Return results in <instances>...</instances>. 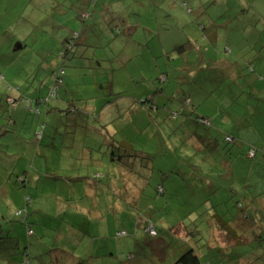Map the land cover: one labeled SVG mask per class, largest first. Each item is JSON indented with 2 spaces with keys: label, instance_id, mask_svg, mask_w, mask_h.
<instances>
[{
  "label": "rangeland",
  "instance_id": "rangeland-1",
  "mask_svg": "<svg viewBox=\"0 0 264 264\" xmlns=\"http://www.w3.org/2000/svg\"><path fill=\"white\" fill-rule=\"evenodd\" d=\"M95 4L0 0V134L8 131L0 135V211L24 220L26 230L30 226L33 231L26 238L33 248L36 242L52 245L54 231L60 230L74 241L92 242V264H175L188 249L200 255L201 264H264V0ZM83 13L86 20L79 17ZM122 21L129 35H123ZM75 33L80 38L64 60L60 53ZM177 45L187 53V63L176 54ZM199 47L200 58L233 64V70L219 66L230 91L222 83L219 89L206 86V92L213 91L210 100H218L224 114L234 118L223 125L217 116L209 117L206 143L183 138L181 144L176 134L168 136L169 127L190 110L167 97L182 94L178 83L187 79L181 65L190 66L191 76L203 73L198 71ZM60 69L63 84L53 99L50 87ZM204 73L208 84L213 76L210 70ZM161 74L167 78L164 84L158 81ZM190 83V94L196 97L194 91L204 83L199 78ZM183 85L187 90L189 84ZM7 96L18 104L8 105ZM148 96L154 106L176 108L178 119L165 121L164 113L144 107L141 102ZM40 99L49 101L38 105ZM223 133L235 140L214 150L213 138L222 141ZM168 139L169 155L158 147ZM120 140L134 141L136 150L155 155L150 178L134 172H144L143 166L134 171L120 166L122 176L116 165L91 172L82 165L88 146L93 157L101 158L98 147ZM249 148L258 151L253 159L246 157ZM229 154L233 168L228 163L225 169ZM176 158L182 160L177 166ZM78 169L83 182L93 171L112 170L104 182L110 180L111 191L121 192L71 197L69 186L79 182L71 180L72 173ZM163 170L171 172L161 181L158 171ZM158 185L164 196L156 193ZM55 236L69 254L80 252L69 237Z\"/></svg>",
  "mask_w": 264,
  "mask_h": 264
},
{
  "label": "trees",
  "instance_id": "trees-1",
  "mask_svg": "<svg viewBox=\"0 0 264 264\" xmlns=\"http://www.w3.org/2000/svg\"><path fill=\"white\" fill-rule=\"evenodd\" d=\"M92 1L94 2V6H96L95 0H92ZM72 4H74V3H72ZM95 8H97V7H95ZM80 18L83 19V20H86L87 16L84 15V13H83V16L80 15ZM201 31H203L202 28H201ZM208 35H209L210 42L211 43L214 42L215 38H213L211 33L208 34ZM123 37H125V36H123ZM79 38H80V35L77 33L75 36H73V38L67 39L65 41L64 50L60 53V58H62L64 60L70 59L71 52L76 47V43L77 42L75 40H78ZM202 43L203 42H201V44ZM189 45H190V43H189ZM191 45H192V43H191ZM176 49H177L176 51L179 52L180 55L184 51L183 47H180V46H178ZM201 51H202V49L199 47V50H197L196 52H201ZM229 51H230V49H229ZM200 56H201V53H200ZM200 56H199V59L201 61H198V64L200 65V67H199L200 69H198V71H202L204 73L206 70H210L211 71L210 74L213 76V78H209V79H211V81L210 82L208 81V86H213L214 88L218 87V89H219L220 88L219 85L224 83V80H225V78L222 79V77H221L219 66L222 68V70H223V68L225 70H233V64L229 63L228 61H224V62L221 61V62H218V63L214 64L215 60H213L212 58L208 57L207 63H212L213 65L209 64V67L206 68L205 63H204V58H200ZM208 60L210 62H208ZM253 73H255V70L252 71V74ZM195 74L196 73H194V75ZM64 75L65 74H64V70L63 69H60L59 72L54 75V81H53L54 85L52 87H50V92L55 87L58 88V86L63 84ZM196 75H201V74H196ZM229 76L226 77V79H228V78L231 79V77H229ZM166 80H167L166 75L161 74L158 81L160 82V84H164L166 82ZM59 81H60V83H59ZM178 85L182 88V84L181 83H178ZM236 85L238 86V83ZM225 87L228 90H230L232 88L231 85L229 87V85H226V84H225ZM9 89H8V91H9ZM108 90L109 91L112 90V82L111 81L109 82ZM183 91L184 90L182 89L181 90L182 94L181 95H177V96L175 95V92H173L170 97L169 96L167 97V100H169V102H171L172 100L175 99V100H177L176 101L177 103H179V104L183 103L182 104L183 107H186L189 110L190 109L191 110H190L189 114H185L184 115V117L181 119V121H179V123L177 125L169 127L171 133L168 134V136H171V134H176V137L179 139V142L181 144L183 142V140H182L183 138H185V139L186 138H190L191 139V143L201 142V140H203L205 138H207V140H208L209 139V133H210L209 129L212 128V120H213L212 115L208 112L209 109L207 110V108H203V106L200 105V102L197 103V105H193L192 103H190V100L187 98L188 95L185 96L186 94H188L189 91L188 92H185V91L183 92ZM158 92L161 93V94H165L163 88L158 89ZM209 92L211 94L213 93V91H209ZM225 94H228V93H224V95ZM182 95H183V97L179 99L178 96H182ZM57 96L55 98H57ZM20 101H23V98H21ZM47 101H49V99L46 100V101L40 99L39 101H37V104L41 105L40 103L44 104L43 102L47 103ZM153 101H154L153 97H151V96L149 97L148 96V98H145L141 103L144 104V107H147L148 110L155 111V113H158V114H163L164 113L163 115H164V120L165 121L168 118H171V120L178 119L179 112L171 111L168 108H166V103L163 104V106H161V107L154 106ZM5 102L8 105H10L11 107H15L18 104L16 98L13 99L10 96L6 97V101ZM216 102L218 103V100H215L214 103L216 104ZM52 110L56 111L57 109H51V112H53ZM200 111H202L204 113H207V114H202V113H200ZM222 112H223V110H222ZM209 117H211L212 120ZM217 119L220 120L221 116L217 117ZM158 130L160 132L159 134H161V132H162L161 129L159 128ZM43 131H44V129H43ZM1 132H2L1 134H6L8 131L7 130H5V131L3 130ZM41 134H38V135H41ZM163 134H165V133L163 132ZM226 136L231 137L233 141L235 140L234 137H232V135H230L228 133H223L222 134V141L217 140L215 138H213V141H216L218 143L217 145H219V146L220 145L227 146V144L233 143V142H226L225 141ZM164 141H165V139H164ZM169 141H170V139L167 140V143H164V147H161V145L158 146L159 147V151L160 150L165 151V153L167 155H169V153H167V151L169 149L168 144H170ZM136 144H135L134 141H128V140H120V142L115 143V144L110 142V147H108L107 151H106L107 155L109 157V160L112 163H116L114 165H116L115 167H117L119 169V171H120L119 175L123 176L125 174V170L123 168H119V167L120 166L123 167V165L127 164L129 166H132V168H134L133 171L135 170V168H137V167L139 168L140 166H143L144 167V169H143L144 172L139 173V170H136L134 172L136 174H144L143 177L148 174V177L150 178L152 176V173L154 172V169H155L154 168V160H153L155 155H151V154H149L146 151L136 150L135 149ZM165 144H167V146ZM160 148H163V149H160ZM110 149H111V151L108 152ZM175 149L172 148V150H175ZM116 150H118V154L114 152ZM250 153H252V156L249 155ZM256 153H258V151L256 149L249 148L248 151H247V156L246 157L250 158V159H253V158H255ZM184 155L185 154H181V156H183V157H184ZM181 162H182V160H178L176 158V162H175L176 166L179 165ZM138 163H139V166H138ZM164 171H167V170H163V172L158 171V173L161 174V176H162L161 181H163L165 176L168 173L171 172V170H168L167 172H164ZM190 175L192 177L196 176V174H190ZM138 176H140V175H138ZM183 176H184V178L187 176V173L185 171L183 172ZM87 179H88V177H87ZM96 179H99V177L96 178ZM71 180H76V179L73 178ZM202 181H204V179ZM202 181H200V182H202ZM207 181H209L208 184L212 183V177L211 178H207ZM22 182H24V181H21V183ZM123 192H126V190L123 189ZM156 193L159 196H164L165 195V191H164V188H163L162 185H158L157 186ZM124 198L126 200L129 199V198H127L126 195L124 196ZM4 215H5V212L2 213L0 211V223L3 222L4 217H5ZM8 223L11 224L13 222L6 220V224H8ZM24 223H25V221L23 220V222L20 223V224L24 225ZM13 225L17 226V225H19V222H14ZM24 227H26V225ZM3 231H5V230L1 229V225H0V241L2 240L1 236H2ZM6 231H7V229H6ZM8 231H10V230H8ZM11 231H18V230L12 229ZM32 231L33 230H31L30 226H28L27 230H26V233H25L26 236L23 235L21 238L24 239L27 236H30L32 234ZM147 232L149 233L150 229L147 230ZM55 233L56 232H54V234ZM53 236H55V235H53ZM18 237H20L18 234L14 236V240L16 241V244L18 246V247H16L17 250H16L14 256L20 257V260H19L18 264H68L69 263L66 260L70 259V257H67V259H64V260H62V259L59 260L57 258V260H56V258L52 257L50 251H47V252H45L43 254H40V256L32 257L30 255V253L27 251L28 250V246L20 244L21 246H23V247H21L19 245L18 240H20V238L18 239ZM54 238L55 237H53V239ZM5 239L6 238L4 237L2 242H5ZM8 240L5 243L0 245V253L1 252L5 253L7 251V249H12L13 250L11 242L7 243ZM82 240L83 239H81V241ZM54 241H55V239H54ZM54 241H53L52 244H54ZM90 244H92V243H90V242H86V243L82 242L81 243V248H80V252L78 253V258L86 259V258L89 257L90 250H91ZM92 246H93V244H92ZM92 248H94V247H92ZM62 255H65V254L62 253ZM200 258H201L200 255L195 253L193 250L188 249L179 257V259L175 262V264H201Z\"/></svg>",
  "mask_w": 264,
  "mask_h": 264
},
{
  "label": "crops",
  "instance_id": "crops-1",
  "mask_svg": "<svg viewBox=\"0 0 264 264\" xmlns=\"http://www.w3.org/2000/svg\"><path fill=\"white\" fill-rule=\"evenodd\" d=\"M81 16H83V14H81ZM122 24H123V27H124L125 26V22L122 21ZM123 31H124L123 35H126V34L129 35L127 27H124ZM178 46L179 45H177V47ZM176 48H175V52H176V54H179V52L176 51L177 50ZM186 54L187 53L184 52V51L182 52L181 55L179 54L180 57H184V62L185 63H187V58H185ZM199 56H200V52H199ZM198 61H201V60L198 59ZM204 63H205L206 68L209 67V64H207V59H205V58H204ZM189 68H190V66H188V65H186V66L185 65H183V66L181 65L180 68H179V70L183 72V74L186 76V79H187V81H184V82L181 83L182 84L181 90L183 89L185 92L189 91L188 94H186L185 96L188 95L187 98L190 100V103H192L193 105H197V103L200 102V105L203 106V108L210 107L211 110H213L215 112L214 114H211L212 117L221 116L220 121L222 122V124L223 125L228 124L229 120L234 118V117L231 114H224V111L222 112L223 108L221 107V104H219L217 102L215 104L213 101L210 100V96H213V95L210 92H206V86H208V84H207V82L205 83V81L208 78H206L205 73H203L201 75H196V74L194 75L193 74L191 76L189 74V71H191L192 69L189 70ZM197 78H199L200 80L203 81V83H204V87L203 88L204 89L202 88L201 90L199 89V90L194 91L197 94L198 97L197 96L193 97L192 96L193 93L190 94V90H189V87H190V84H191L190 82L193 80V82L195 83ZM111 82H112V85H113V81L112 80H111ZM183 84H189L187 90L185 89ZM258 84L261 85L262 81L258 82ZM109 92H111V91H109ZM224 96H226V94ZM176 101L177 100H175V99L172 100V102L175 103V106L177 105ZM214 107H216L217 109H215ZM166 108L171 110V107H166ZM51 109H53V108H51ZM71 109H73V107H71ZM171 111L178 112L176 108H174ZM77 117L78 116H75V120L77 119ZM79 124H80L79 127H81V129H85L86 128V127L83 126L84 122H81V123L79 122ZM84 131H87V129L84 130ZM97 133H99V132H97ZM201 142H205L206 143L207 142V138L201 140ZM106 143L107 142H104V145H103L105 147H101V148L98 147V149H97L98 155L101 158L93 157L94 156L93 152H95V151L93 149H91L89 146L87 147L88 148V150L86 151L87 153H85V155L83 157V161H82L83 164L82 163L81 164L87 167L88 172H91V170H93L94 168H98V167L114 166V163H112L109 160V157H108L107 152H106L107 148L110 147V143H107V144ZM240 143H243V142L240 141ZM194 144H196V142H194ZM217 144L218 143L216 141H215V143H213L214 150H218L219 148H221V145L219 146ZM196 148H198L197 145H196ZM105 158L108 161H105L104 160ZM228 163L230 164V167L233 168V165H232L231 159H230V154H229V159H228L227 163L224 165V162H223V164H222L225 169L229 168V165H227ZM82 165H79V166L83 167ZM117 172L118 173L120 172L118 168H117ZM66 173H68V171H66ZM70 173H71V171H70ZM72 174L74 176V179H76V181L78 180L79 182L77 183L78 185H76V186H69L70 187L69 188V193H71V197H73V196L78 197V195L81 196V194L86 193L88 195V197L90 198L92 195L94 197H96L97 194H102V193L107 196L109 194H115L117 192H119V193L121 192L120 188L117 189V190L115 189L114 191L112 190L113 192L111 191L112 187L109 184L110 180H108L107 182H104V178L108 177L107 174H109V175L112 174V170L108 169L107 174H102L100 171H96V172L93 171L92 173L89 174L88 179L87 178L85 179V180H87L86 182L82 181L84 179H81V177H84V175L81 176V172L79 171V169L76 171V173H72ZM98 177H99V179H96ZM98 180H101L103 183L102 182L101 183L98 182ZM37 189H39V188H37ZM4 216H5L4 220H3L2 223H0V225H1V229H4L5 231H3V233H2V236H1L2 240L0 241V245L5 243L9 239L7 243L11 242L13 250L12 249H7V251L5 253L4 252L0 253V264H18V262L20 260V257L14 256L15 252L17 250L16 247H18L17 244H16V241L14 240V236L17 235V234L20 236V237H18V239L20 238V240H18L19 245L22 244V245L28 246V250L27 251L30 253V255L32 257H35V256L37 257V256H40V254H43V253H45L47 251H50L52 257L56 258V260H57V258L59 260H61V259L64 260V259H67V257L70 256V259L66 260L67 262H69L68 264H92V260L95 259V258H93L91 256V254L86 259L78 258V253H72L70 251V254H69L65 244L63 242H57L56 240L54 241V244H52V245H48L45 242H41V243L40 242H36L35 246L33 248L32 244L30 243L28 238L27 239L26 238H24V239L21 238L23 235L26 236L25 235L26 228L24 227V225L20 224V223L23 222V220H19V221L18 220H14L13 216L11 214H8V211H7V213H5ZM6 220L11 221L13 223L14 222H19V225L16 226V225H13V223L6 224ZM67 228H68V231H70L71 227L69 225H67ZM6 229H7V231H6ZM12 229H16L18 231H11ZM8 230H10V231H8ZM56 232L59 233L60 240H61L62 237H65V236L69 237L70 240L68 242L74 244L75 247L79 248V250H80L81 243L83 242V241H81V238L75 239V241H74L72 239L70 233H67V232L61 231V230L60 231H56ZM4 237L7 240L5 239V242H2ZM54 237L56 238V236H54ZM57 243H61V244L59 245ZM90 246L93 247L92 244H90ZM21 247H23V246H21ZM62 253H64L65 255H62Z\"/></svg>",
  "mask_w": 264,
  "mask_h": 264
},
{
  "label": "built area",
  "instance_id": "built-area-1",
  "mask_svg": "<svg viewBox=\"0 0 264 264\" xmlns=\"http://www.w3.org/2000/svg\"><path fill=\"white\" fill-rule=\"evenodd\" d=\"M59 83H60V81H59ZM57 92H58V88H57V87H55V88L51 91L50 94H52V98H53V99L57 96ZM37 137H38V136H37ZM225 141H226V142H232V138L229 137V136H226ZM249 155L252 156V153H250ZM150 231H151V233H152V228L150 229Z\"/></svg>",
  "mask_w": 264,
  "mask_h": 264
}]
</instances>
